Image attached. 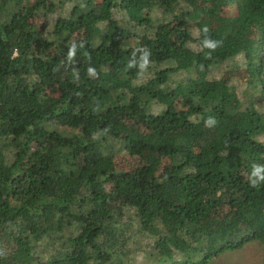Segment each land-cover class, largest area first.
<instances>
[{"label": "trees", "instance_id": "trees-1", "mask_svg": "<svg viewBox=\"0 0 264 264\" xmlns=\"http://www.w3.org/2000/svg\"><path fill=\"white\" fill-rule=\"evenodd\" d=\"M213 69L264 105V0H0V264L264 246V110Z\"/></svg>", "mask_w": 264, "mask_h": 264}, {"label": "rangeland", "instance_id": "rangeland-1", "mask_svg": "<svg viewBox=\"0 0 264 264\" xmlns=\"http://www.w3.org/2000/svg\"><path fill=\"white\" fill-rule=\"evenodd\" d=\"M241 63V60H239ZM243 71H235L232 73L224 74L221 69H213L210 78L218 79L230 78V82L236 87V93L239 99L245 106L246 103L252 101L255 103L256 107L264 110V105H261L260 97L256 89L252 86H248L243 78ZM185 77L177 76L178 79ZM116 163L118 167H131L134 164V158H131L127 154L116 155ZM217 264H264V246L258 242H252L247 244L242 250L228 254L226 257H222L216 261Z\"/></svg>", "mask_w": 264, "mask_h": 264}, {"label": "clouds", "instance_id": "clouds-1", "mask_svg": "<svg viewBox=\"0 0 264 264\" xmlns=\"http://www.w3.org/2000/svg\"><path fill=\"white\" fill-rule=\"evenodd\" d=\"M258 171H259L258 169H255L253 175H255Z\"/></svg>", "mask_w": 264, "mask_h": 264}]
</instances>
